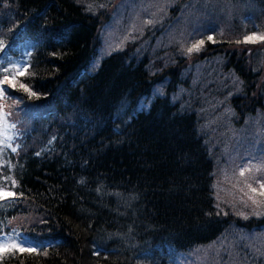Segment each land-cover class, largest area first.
<instances>
[{
	"label": "trees",
	"instance_id": "16d2710c",
	"mask_svg": "<svg viewBox=\"0 0 264 264\" xmlns=\"http://www.w3.org/2000/svg\"><path fill=\"white\" fill-rule=\"evenodd\" d=\"M127 1L140 18L107 43L96 9L107 0H0V80L12 78L4 59L26 69L0 85V190L13 193L0 235L35 249L0 264H181L218 243L208 264H249L234 235L264 251V216L224 213L213 191L230 139L217 123L242 132L264 113V0H168L154 20L142 19L146 0ZM251 34L259 45L234 46ZM223 106L233 119L218 118Z\"/></svg>",
	"mask_w": 264,
	"mask_h": 264
},
{
	"label": "rangeland",
	"instance_id": "374dc122",
	"mask_svg": "<svg viewBox=\"0 0 264 264\" xmlns=\"http://www.w3.org/2000/svg\"><path fill=\"white\" fill-rule=\"evenodd\" d=\"M146 0L144 10L147 9L144 16H142L143 20H154L153 17V10L159 12V17H165V15L162 13L164 12L161 5L167 6L169 4L168 0ZM105 2V1H104ZM103 2V3H104ZM103 3L98 4L96 6V9H98V13L102 15V17H105L103 21H105L108 25L104 28L105 30V39L110 43H115L119 41V39L116 37L120 32L123 33L128 32V30L124 29L125 18L126 16L130 15L129 20H134L136 18H140L138 5L131 4L127 0H107V3L104 5ZM140 3V5H141ZM151 6L153 8H151ZM91 7L94 8V5L91 4ZM103 12V14H102ZM132 12V13H131ZM122 18V19H121ZM158 21L160 20L157 18ZM117 20H121L120 25H117ZM142 21H140L139 25ZM185 23V21H184ZM138 25V26H139ZM114 26L118 27V30H114ZM136 26L135 29L138 27ZM184 27V26H183ZM103 30V31H104ZM114 30V33H113ZM180 36V35H179ZM187 36L184 38L186 39ZM252 37L251 40H248L246 38ZM121 39H124L123 37H120ZM170 38V37H168ZM260 35L259 34H251L249 36L244 37L242 40H240L236 45L239 47V49H243V45L245 44H255L259 45L258 42L260 41ZM199 44V43H197ZM194 44L189 45V48H191ZM202 46V45H200ZM183 47V46H182ZM186 47V46H185ZM256 48V46L254 47ZM202 53V49L194 50L191 53L188 52V50L184 53V57L186 58L187 65L192 64V62L197 59ZM1 60V58H0ZM2 70L7 67L11 69L13 65L16 67L22 69V62L16 60L14 62H11L9 59H4L2 61ZM198 68V67H197ZM195 69V68H194ZM7 74V73H6ZM201 100L205 99L203 95L201 94ZM255 100L258 101L259 97L255 96ZM207 102V101H206ZM213 103V101H212ZM9 106L6 105V99L5 97H0V126L3 125V122L6 120L5 118V109H8ZM210 109H213V104L210 105ZM223 110L218 114V118H223L227 116V118L233 119L234 114H232L230 108L222 107ZM228 110V111H227ZM261 118H256L255 121H250L246 127L245 130L242 132H238V127L235 124H229L228 122H218L217 123V129L222 131L223 125H226L227 128H225L229 134L230 139L228 143L225 145V143H219L218 146H223V153L221 156H218V162H215V172L213 174L214 179V186L213 191L215 195V199L219 204H223L224 207H226L227 211L221 208V210L224 213L232 212L236 213V208H241V211L236 213L240 217H244L248 214H254L257 215L256 217L264 216V195H261V192L264 191V189L260 188V184L264 183V113L260 115ZM252 124L250 128L248 126ZM216 128V123H215ZM208 129V128H207ZM224 138V134H222V141ZM218 143V142H217ZM214 144V142H213ZM216 144V143H215ZM243 171L244 175H241L240 173ZM249 185L251 187H249ZM252 188H255L256 191L253 192ZM0 191L4 192H10L8 189H3ZM8 198V197H5ZM2 198V199H5ZM246 219V218H245ZM31 221H34L30 219ZM29 219L20 218L16 225L20 226H27L30 223ZM235 241H237L238 245H242L243 249V256L244 259L241 261L247 262V263H258L261 260H264V251L254 252L252 251H246L247 245L245 242L248 240L247 238H244L245 236H238L234 235ZM0 239H8L9 241L14 240L17 243H20L17 240V235H11L10 233H5L0 235ZM248 242V241H247ZM253 242H256L253 240ZM224 243H218L216 245H211L207 247H202L199 250H196L192 252L186 259L184 263L181 264H208L207 260L203 259V256H216L215 254L221 252L219 251L224 245ZM20 246L23 248H27V245L25 243H20ZM18 250V249H14ZM12 251V250H11ZM20 251V250H19ZM214 251V253H213ZM225 251L227 255L229 254L230 257H233L235 259L239 258V256L236 253H231V249L225 248ZM245 251V252H244ZM8 252V251H7ZM6 252H0V254H3ZM231 253V254H230ZM228 264V263H227Z\"/></svg>",
	"mask_w": 264,
	"mask_h": 264
},
{
	"label": "snow or ice",
	"instance_id": "6c2138e0",
	"mask_svg": "<svg viewBox=\"0 0 264 264\" xmlns=\"http://www.w3.org/2000/svg\"><path fill=\"white\" fill-rule=\"evenodd\" d=\"M209 39L211 40L212 37H209ZM246 39L251 40L252 37H248ZM203 43H204V41L201 40L199 42V44L193 45L191 48H189L188 52L191 53L194 50L198 51L199 46L202 45ZM0 44H2V42H0ZM3 71L5 73H10L12 78L9 79V75H5L3 77V80H0V85L8 84L9 86L14 88L15 87L14 81H15L16 75L17 74L23 75L24 72L26 71V69H20V68L16 67L15 65H13V67L11 69L5 67L3 69ZM20 88L23 89L25 92L29 93V95H32V96L36 95V93L32 92L23 83L20 84ZM5 91L6 90L3 87H0V97H3L5 95ZM3 126L5 129H7L8 125H7L6 120L3 122ZM12 127H15V125H12ZM9 139H10V137H9ZM13 151H15V149H13ZM240 174L244 175L243 171ZM249 187H251V186L249 185ZM260 188L264 189V183L260 184ZM252 191L255 192L256 189L252 188ZM261 195H264V191L261 192ZM11 196H13V193H11V192L0 191V199L5 198V197H11ZM20 243H23V241H21ZM20 243H17L14 240L9 241L8 239H0V252H7V251L14 250V249H18L20 251H35L34 248H23V247H21ZM97 254H99V253H97Z\"/></svg>",
	"mask_w": 264,
	"mask_h": 264
}]
</instances>
